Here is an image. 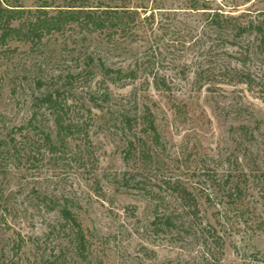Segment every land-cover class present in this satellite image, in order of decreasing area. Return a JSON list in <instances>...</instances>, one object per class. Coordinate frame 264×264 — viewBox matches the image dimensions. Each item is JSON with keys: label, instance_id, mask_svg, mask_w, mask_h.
I'll return each mask as SVG.
<instances>
[{"label": "rangeland", "instance_id": "rangeland-1", "mask_svg": "<svg viewBox=\"0 0 264 264\" xmlns=\"http://www.w3.org/2000/svg\"><path fill=\"white\" fill-rule=\"evenodd\" d=\"M127 1L180 10L146 38L74 23L39 45L0 44V264H214L208 247L220 264H264L257 32L221 29L188 0ZM207 1L264 19V0ZM176 36L188 42L174 55ZM199 66L214 72L200 79ZM208 171L247 172L245 201L209 205ZM177 180L223 236L222 255L197 233Z\"/></svg>", "mask_w": 264, "mask_h": 264}, {"label": "trees", "instance_id": "trees-1", "mask_svg": "<svg viewBox=\"0 0 264 264\" xmlns=\"http://www.w3.org/2000/svg\"><path fill=\"white\" fill-rule=\"evenodd\" d=\"M187 2V8L191 11L210 10L211 24H215L221 29H236L235 35L240 36L245 31H256L260 42L257 48L264 51V19L242 21L240 16L225 13L219 8L213 10L207 0H188ZM34 3V8H25L21 0H0V44H6L10 39H16L39 45L43 43V39L48 33L60 32L74 23L90 32H102L110 40L146 38L149 37L150 31L154 33L157 28L170 29V25L173 23L166 17H170V12L180 10L179 7L163 9L157 5L149 6L143 1L132 4L127 0H116L114 3L105 0H66L63 6L57 5L56 0H34ZM158 14L162 19L158 20ZM156 24L157 27H155ZM159 37L160 35H155V40ZM178 39L179 36L170 39L175 43L174 49H171L174 55L176 50L180 49V45L184 47L188 42ZM208 53H210L209 50L206 54ZM198 70L200 79L210 76L206 73L214 72V68L210 72V69L200 66ZM183 73L184 75L187 73L186 68H183ZM235 73L234 76H240L237 75V70ZM247 83L252 85V82ZM206 176L209 187H207L208 191L205 196L209 205L214 204L213 201L218 195L225 199L223 202L228 207L231 204H242L250 192V177L247 172L218 174L217 171H208ZM257 182L261 185V191H264L263 171L259 173ZM169 183L173 184V192L176 193L184 208L193 216L194 224H192L197 233L204 238L206 246H211L213 250L222 255L225 240L212 223L203 220L200 214V201L196 193L184 180ZM206 254L208 261L220 264L219 258L215 257L210 247Z\"/></svg>", "mask_w": 264, "mask_h": 264}]
</instances>
